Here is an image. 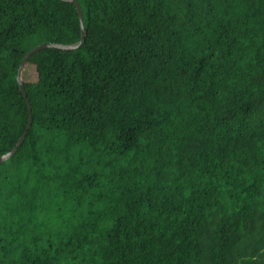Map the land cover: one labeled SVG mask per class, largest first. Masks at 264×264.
Returning <instances> with one entry per match:
<instances>
[{
    "label": "trees",
    "instance_id": "1",
    "mask_svg": "<svg viewBox=\"0 0 264 264\" xmlns=\"http://www.w3.org/2000/svg\"><path fill=\"white\" fill-rule=\"evenodd\" d=\"M77 1L22 68L0 264H264V0ZM80 34L0 0V156L23 55Z\"/></svg>",
    "mask_w": 264,
    "mask_h": 264
},
{
    "label": "water",
    "instance_id": "2",
    "mask_svg": "<svg viewBox=\"0 0 264 264\" xmlns=\"http://www.w3.org/2000/svg\"><path fill=\"white\" fill-rule=\"evenodd\" d=\"M65 1H70L72 2L77 9V13H78V17H79V24H80V30H81V34H80V38L77 42L74 43H69V44H62V43H56V42H43L40 44L35 45L33 48H31L30 50H28L22 57V60L17 68V74H16V80L17 83L19 85V88L21 90L22 95L25 97L26 100V104L28 106V112H29V118L27 121V124L25 126L24 131L22 132L20 138L18 139V141L16 142L15 146L7 153L3 154L0 156V163L5 161L6 159L10 158L18 149V147L22 144L25 135L27 133V130L30 128L31 126V122H32V117L30 114L31 111V106H30V102L28 101L27 98V93L22 81V68L24 66V64L26 63V61L28 60V58L36 51L43 49V48H48V47H52V48H60V49H74L80 46V44L82 43V41L84 40L85 37V27H84V18H83V12L82 9L79 5V2L77 0H65Z\"/></svg>",
    "mask_w": 264,
    "mask_h": 264
}]
</instances>
